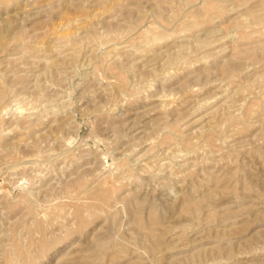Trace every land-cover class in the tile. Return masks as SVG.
Masks as SVG:
<instances>
[{
	"label": "rangeland",
	"instance_id": "374dc122",
	"mask_svg": "<svg viewBox=\"0 0 264 264\" xmlns=\"http://www.w3.org/2000/svg\"><path fill=\"white\" fill-rule=\"evenodd\" d=\"M0 264H264V0H0Z\"/></svg>",
	"mask_w": 264,
	"mask_h": 264
}]
</instances>
